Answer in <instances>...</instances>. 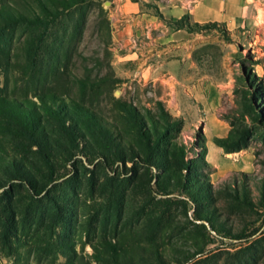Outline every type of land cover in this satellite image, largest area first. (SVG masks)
<instances>
[{"label": "rangeland", "instance_id": "374dc122", "mask_svg": "<svg viewBox=\"0 0 264 264\" xmlns=\"http://www.w3.org/2000/svg\"><path fill=\"white\" fill-rule=\"evenodd\" d=\"M209 1L0 0V264H264V0Z\"/></svg>", "mask_w": 264, "mask_h": 264}, {"label": "trees", "instance_id": "16d2710c", "mask_svg": "<svg viewBox=\"0 0 264 264\" xmlns=\"http://www.w3.org/2000/svg\"><path fill=\"white\" fill-rule=\"evenodd\" d=\"M38 1H40L39 2L40 4L38 6L39 9L42 8L46 12L49 11L48 9H51L53 11L52 12L53 14L59 15V14H62L64 12H66L71 7L79 6L80 3H83L84 0H80V1H74V0H49L48 2L46 1L45 3H42L41 0H38ZM41 102H43V105L44 106L49 105L47 107H49L50 109H52V106L55 105L54 99H51L50 101H45L43 99V100H41ZM44 106H41V108H43L46 111V109L44 108ZM71 109H72L71 112L73 113V115L78 118L79 123H80V127L82 126L84 128H87L88 129L87 131L90 133V130H89L90 129L89 128L90 127V125H89L90 121H88V120H90V118L91 119H94V118L89 117V116H87L85 114H82L80 112H76L77 109H75V106L74 105L71 106ZM55 111H57V110H55ZM55 111H54V113H57V114H59L60 112H62L63 116H65L64 118L69 119V116L67 115V113H66L67 111H65V109L62 110V111H60V112H58V111L55 112ZM160 111H161V117L163 118V120L166 123V125L169 128L173 129L175 127V124L178 123V120H176L175 118L170 117L168 115V113L162 107H160ZM23 112H24L23 114H20L19 120L22 121V125L23 126L30 125V127L32 129V133L34 134L33 138H34L35 144L36 143H41L42 140L36 141V138L38 137L37 134L40 133V130H41L40 129V127H41L40 126V122H36V120H37L36 117H37L38 114L35 113V112H32V111L26 110V109H23ZM126 113L129 116L131 115V117L134 119L133 115L131 114V112L129 110L126 111ZM30 123H32V124H30ZM71 127L73 128L75 134H78L79 133V131L77 130V127H75V125H73V123H72ZM99 129L102 130L100 126H99ZM143 131H144L143 133L147 137H149V134L144 130V128H143ZM104 132L107 133L106 130ZM154 133H157V131L154 132ZM107 135H108V137H110L112 134H107ZM159 137L160 136L157 135L155 139H158ZM111 139H112V137H111ZM158 141H156V144L158 143ZM218 143L220 145H223L224 146L226 142L225 141H219ZM2 151L3 150L0 148V169L1 170L6 169L7 168L6 165H8V164H11L12 165V162L14 161V159L12 157L9 158V156H7V157L4 158V156L2 155ZM3 161H4V163H3Z\"/></svg>", "mask_w": 264, "mask_h": 264}, {"label": "crops", "instance_id": "0c3cea01", "mask_svg": "<svg viewBox=\"0 0 264 264\" xmlns=\"http://www.w3.org/2000/svg\"><path fill=\"white\" fill-rule=\"evenodd\" d=\"M229 2H234V0H222V2H221V0L220 1H218V0H210L209 1L210 8L208 10L209 11V15H211V14L217 15L218 10L221 9V8H229V7H232V6H230L231 4Z\"/></svg>", "mask_w": 264, "mask_h": 264}]
</instances>
